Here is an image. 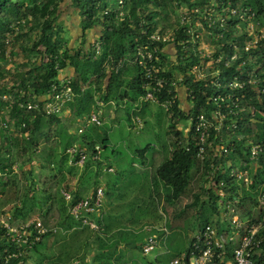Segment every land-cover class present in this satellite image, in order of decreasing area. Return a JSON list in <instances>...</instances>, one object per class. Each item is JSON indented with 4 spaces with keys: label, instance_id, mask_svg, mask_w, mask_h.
I'll return each mask as SVG.
<instances>
[{
    "label": "trees",
    "instance_id": "trees-1",
    "mask_svg": "<svg viewBox=\"0 0 264 264\" xmlns=\"http://www.w3.org/2000/svg\"><path fill=\"white\" fill-rule=\"evenodd\" d=\"M222 1L224 2L223 5ZM225 1L122 0L120 4L119 0H0V95L7 92L13 95V100L0 97V114L4 118H8L11 126L7 130L0 131V170L3 175H11L15 172L13 164L16 165V169L20 167L17 158L19 153H22L25 157L22 163L29 165L26 171L30 180L29 189L30 192H34L36 182L34 180L33 161H39L43 158V155H38L39 141L41 139L48 140L44 127L49 123H59V116L62 115H47L42 110L22 109L15 101L18 96L15 89L22 88L38 94L44 93L53 81H57L58 69H61L71 75L74 96L72 101L68 103L67 109L74 108V114L77 116H82L85 113L88 116L91 111L94 112V109L99 106L110 101L119 102L123 98L126 99L127 105H137L139 97L147 91L144 84L148 81L144 69L135 62L136 47L146 42L149 43L148 36L152 32L164 33L167 32L166 29H173L170 34L171 41L154 42L159 46L156 53L158 60L154 63L160 67L159 75L165 77L167 82L158 91H153V95L159 102L170 100L166 109L170 120L167 134L171 135L172 142L163 145L164 157L155 167L151 175V182L155 185H161L164 188V200L173 204L195 180L197 189L192 193L193 199L185 206L194 208L199 212L202 222L198 229L206 224H211L218 231L221 230L219 219L215 221L212 215L216 213L218 216L216 204L220 199L219 190L224 192V198L227 201L234 203L241 217L250 216L255 205L256 193L259 190L264 192V154L258 161V165L254 167L247 156V147L253 143L264 142V127L258 123L247 126L245 124L250 121L251 112H254L253 120L264 121V94H256L247 84L243 89L236 88L234 92L240 97L239 108H241L236 116L237 128L234 131L223 129L219 135L221 139L219 137L214 138L216 132L210 128L203 153L204 157L203 159L197 157L199 142L194 127L195 118L200 113L208 118L211 111L216 107L213 100L214 93H212L215 89L214 80L212 77H208L206 80H197L193 77L191 66L207 59L202 55L199 57L197 50H195L197 42L194 41L197 39L191 40L187 45L184 44L183 40L190 39V34L187 32L190 26L187 23L179 26L177 14L175 20H172L169 19L170 14L168 13V6L171 3L174 5L175 13L180 6L184 5L187 10H190L188 14L191 17L200 16V10L203 11L209 7L217 10L220 7L226 8ZM232 1L233 4L248 5L264 26V18L262 17L264 4L262 0ZM150 4H153L154 8L150 7ZM194 7L199 8L198 13L192 12ZM74 10L78 17V23L75 24V33L80 39L78 45L69 44L68 38L64 35L66 29L61 24V21L64 22L61 16L63 14L70 16ZM226 12L228 13V11ZM211 17L217 19L214 12L211 13ZM228 22L233 24L234 18ZM159 23H161V27H158ZM203 24L206 26V22L203 21ZM216 26L217 23L213 24L212 27L207 26V28L215 31ZM230 31L233 33L232 30ZM8 36L11 39L7 42ZM90 37H94L93 39L100 43L99 53H96L92 47ZM24 38L31 41L30 44L27 41L21 43V39ZM216 41L218 44L228 45L226 37ZM262 42L264 43V41ZM8 47H10L9 57L5 53ZM225 48L229 49L228 46ZM20 55H22V59L17 66L7 69L6 66L12 64L14 58ZM242 57L246 59V63L242 66L244 80L248 78V73L255 66L254 64L259 65L264 70V53L254 50L249 53L245 52ZM165 59H169L168 67H165ZM130 68H132L131 77L128 76ZM218 68L221 76H226L225 78L220 77L219 80L224 84H227L233 74L237 73L235 66ZM10 70L13 71L10 72ZM177 74L182 76L181 86L184 85L187 88V91L184 92L185 109L181 108L178 95L174 97L177 92L175 86L171 85V81H174ZM89 82H92L94 92L84 90V86ZM127 82L128 88L123 89L122 85ZM152 84L151 81V86ZM147 88L151 90L150 86ZM229 90L230 88L224 87L221 94L223 93L222 95L226 97L227 93L225 92ZM241 92L245 97L241 98ZM234 98L226 100V102L230 105ZM147 102L141 103L139 112L142 114V106H145L144 103ZM99 118L101 117L99 116ZM184 118L190 122L188 127L181 129L178 127V123ZM90 124L93 125L94 129L90 132H83V128L81 132H78L81 127L77 129V132L81 133V138L77 141L78 147L82 148L86 154L82 166L88 165L90 160H96L95 146L97 143L106 146L108 142L107 132L99 129L101 125ZM11 129H13V135L9 132ZM73 143L71 142L64 147V155L72 165L77 162L79 155L70 156L66 149ZM221 144L228 148L225 155H218ZM53 148L52 146L47 150L53 151ZM148 148L149 145L135 149V154L141 157L142 161H145L144 155ZM34 156L40 159L35 160ZM50 156L51 153L48 152L43 165L53 169L55 159L50 160ZM239 160L245 164V168L249 171L251 183L247 187L242 182L237 183L235 178L229 176L230 167L236 166ZM224 162H228V164ZM25 174L23 173L24 176ZM11 183H14V179L7 177L5 182H0V189H4ZM45 193L47 194V191L44 189L39 191L41 201L43 200L42 195ZM79 198H81L80 192L76 190L72 194L70 204L75 203ZM225 199L224 201H226ZM36 202L38 201L32 197L29 203L23 200L20 205L5 210L3 213H9V222L19 226L24 221L31 219L25 218V216L27 210H32ZM51 208L52 205H49L40 216L45 219ZM70 215L68 216L70 217ZM19 217L25 219L18 221L17 218ZM73 222L81 229L87 228L92 232L95 235L93 242L97 245L90 261L87 260L84 251L82 255L78 256L77 263L110 264L111 257L116 253L117 246L123 238L122 230H116L114 233L116 238H111L109 243H105L101 240L103 236L96 232L98 229L96 231L90 230L89 226L83 224L81 220L75 219ZM97 222L100 224L101 220L97 219ZM42 223L48 225L45 221ZM53 234L56 233L49 231L41 235L39 240L33 243L30 250L25 251L18 258H9L6 261L8 253L19 249L15 243L10 241L5 229L0 225V264H12L17 261L24 263L30 257L31 251H37L41 239ZM68 256L70 257V255ZM157 262L159 261L157 260ZM148 263L153 264L152 262Z\"/></svg>",
    "mask_w": 264,
    "mask_h": 264
},
{
    "label": "rangeland",
    "instance_id": "rangeland-1",
    "mask_svg": "<svg viewBox=\"0 0 264 264\" xmlns=\"http://www.w3.org/2000/svg\"><path fill=\"white\" fill-rule=\"evenodd\" d=\"M262 1L264 4V0ZM150 7L154 8V5L150 4ZM168 10L169 19L175 20L177 13H175L174 5L170 3ZM262 17L264 18V14ZM62 19L64 22L61 21V24L66 29L64 35L68 38L69 44L78 45L80 39L75 33V24L78 23L76 11L70 13L69 20L64 17ZM158 27H161V23ZM26 41L27 38H24L20 42L25 43ZM27 42L30 44L31 41ZM20 56H16L12 64L7 65L6 68H15L22 59V55ZM169 64V59H165V67H168ZM131 69H129V77H131L130 73L132 74ZM12 71L10 70V72ZM122 88L127 89L128 82L124 83ZM84 90L94 92L92 82L87 83ZM184 94L181 90L178 91L182 109L186 108ZM144 104L145 111L143 114L138 109L135 110V106L132 107V105L124 103V98L119 102H109L94 109L101 120H106L99 129L107 132L108 142L106 146L97 143L101 147V152L96 160H90L88 165L84 164L83 166L72 165L64 155V147L75 141L73 144L78 145L77 141L81 138V133L77 132L79 127L84 129L83 132H90L94 129L93 125L87 121L86 113L77 116L74 114V108L69 109L59 116V123H49L44 127L48 140L41 139L38 144V155H43V158L33 157L35 160L40 159L33 161L34 180L36 182L34 192H30L29 189L30 180L26 173L29 165L22 163L25 159L22 153H19L17 158L20 167H17L11 175L6 174L0 177L1 183L5 182L7 177L14 179V183L0 189V215L3 211L20 205L23 200L29 203L30 199L34 197V200L38 202L34 203L31 211L27 210L25 218H38L48 224H52L53 221L57 225L56 234L42 238L38 246V253L31 251L30 257L22 264H38L37 256L39 252L44 251L43 248L51 250L45 251L42 258L44 262L41 260L39 264H75V261L79 260L78 256L82 255L84 251L87 260L92 259L91 257L95 253L93 251L97 249V245L93 243L95 235L87 228L81 229L80 226L74 224V220H70L60 188L73 191L71 188L75 187L81 195L89 196L96 186L103 187L104 195L101 208L103 209L105 226H102L98 231L90 227L89 229L99 232V235L102 236L109 230L107 232L111 235L109 239L105 236L101 237L105 243H109L111 238H116L115 230H122L123 238L122 240L119 239V245L116 253L111 257L110 264H149V261L154 264V256L156 255L159 261L157 264H169L173 257L178 256L187 248L189 239L198 230L202 222L198 211L185 206L193 199L192 193L197 189V182L194 180L173 204L164 200V188L161 185L152 184L151 175L164 157L163 145L171 143L172 138L171 135L167 134L170 120L165 106L159 105L156 101ZM253 114L254 112L250 113V121L245 125L258 123L264 127V121L253 120ZM133 115L140 117V128L133 129L130 127ZM111 119H114L117 124L113 125L115 122L110 121ZM189 122L188 119H181L178 127L185 129ZM9 132L12 133L13 129ZM147 145L149 148L146 152L145 161H142V158L135 154V149ZM52 146L54 147L53 151H48L47 148ZM48 152L51 153L50 160L55 159L53 169L43 165ZM224 163L227 164V162ZM240 163L239 160L237 164ZM23 173H26L25 176ZM236 182L239 183L240 181ZM41 189L47 191V194L42 195V201L39 194ZM3 191L5 192L2 194ZM37 203L39 205H36ZM49 205H52V208L47 217L43 219L40 214ZM212 215L215 221L219 219L216 213ZM25 218L19 217L17 220L21 221ZM150 225L162 226L165 229L160 233L157 232L158 249L145 255L139 245L148 234L145 227ZM63 239H66V244L63 243ZM68 255H70L69 258Z\"/></svg>",
    "mask_w": 264,
    "mask_h": 264
},
{
    "label": "built area",
    "instance_id": "built-area-1",
    "mask_svg": "<svg viewBox=\"0 0 264 264\" xmlns=\"http://www.w3.org/2000/svg\"><path fill=\"white\" fill-rule=\"evenodd\" d=\"M121 1L119 0L120 4ZM225 3L227 5L226 8L220 7L217 10L209 7L203 9V11L200 10V16L194 15V17L188 14L190 10H187L184 5L180 6L177 10L179 26L184 23L190 26L187 30L190 34V39L183 40L184 44L187 45L191 40L194 41L197 39L194 41L197 42L195 50H197L199 57L202 55L207 59L206 61L192 65L191 74L197 80H206L208 77H212L215 85L212 93H214L213 100L216 107L211 111L208 118L202 113L195 118L194 127L199 142L197 157H200V159L204 157L203 153L210 128H213L216 132L214 138L219 137V139H221L219 135L223 129L225 131H234L237 128L236 116L241 108H239L240 97L235 94L234 90L236 88L243 89L247 84L251 86L256 94H264V70L259 65L254 64L255 66L249 71L246 80H244V71L242 70V66L246 63V59L242 57V54L254 50L264 53V43L262 42L264 41V26L256 18L255 13L248 5L247 7L241 6L242 3L233 4L234 2L232 0H226ZM223 4L224 2L222 1ZM192 12L198 13L199 8L194 7ZM212 12L216 14L217 19L211 17ZM201 14L203 15L201 16ZM229 18H234L233 24L228 22L230 20ZM203 21L206 22V26L203 24ZM215 23H217L216 30H208L207 26L212 27ZM171 33L172 29L164 33H159L158 31L152 32L148 36L149 43L146 42L136 47L134 54L135 62L144 69L148 82L144 84L147 91L139 97L137 105L134 108L135 110H139L142 105L141 103L144 101H156L159 105L165 106L166 109L170 104V100L159 102L155 99L153 91H158L167 82L165 77L159 75L160 67L154 63L158 60L156 53L159 50V46L154 44V42L171 41ZM222 37L227 38L228 45L224 43L218 44L216 40ZM10 39L8 36L7 42ZM225 46H228L229 49L225 48ZM92 47L96 53L100 52L101 47L98 41L93 39ZM9 48L5 51L7 57H9ZM250 59L249 61H252ZM233 66L236 67L237 73L233 74L227 84L219 82L220 77L225 78L226 76H221L218 67L229 68ZM151 81L153 82L152 86ZM181 81L182 76L179 74L176 75L174 81H171V85L175 86L177 92L174 97L178 95L180 88L184 89L183 92L187 91L184 85L181 86ZM149 86L151 90H148L149 88L147 87ZM224 87L230 88L228 92H225L227 93L226 97L222 95L223 93L221 94V90ZM15 92L18 95L15 101H17L19 107L25 110H42L47 115L63 114L67 110L68 103L72 101L74 96L71 86V75L61 69H58L57 81H53L46 92L38 94L22 88L15 89ZM240 96L241 98L245 97L243 92H241ZM0 97L13 100V95L10 92L3 93ZM233 97L235 98L229 105L226 100L233 99ZM87 118L89 123L96 125L103 124V120L99 118L96 112L89 113ZM227 119L229 120L227 121ZM140 126V117L133 115L130 127L137 129ZM10 127L8 118H4L0 114V131L7 130ZM81 131L82 127L78 129V132ZM95 149L97 154L101 151L98 145L95 146ZM66 152L70 156L75 154L79 155L75 163L78 165H82L86 158L83 149L78 147V145L73 144L66 149ZM227 152V146L221 144L218 149V155H225ZM263 154L264 142L253 143L247 147V156L254 167L258 165V161ZM239 165L230 167L229 176L235 178L236 181L242 182L247 187L251 183L249 171L245 166L240 167ZM12 166L16 170V165L13 164ZM217 170H219L218 167ZM1 175H3V172L0 170ZM60 193L66 201L70 202L72 199L70 192L61 190ZM218 194L220 199L217 201L216 206L218 208L219 222L222 227L221 230L218 231L211 224H206L201 229L199 228L190 238L187 248L178 256L173 257L169 264H264V192L258 191L256 193L253 211L247 217L240 216L234 203L224 198V192L222 190H219ZM103 195V187L96 186L95 190L89 196L81 197L75 203L70 204L69 213L76 220H81L82 223L96 228V225L90 222L87 217L89 214L100 212ZM9 219V213L2 212L0 215V225L5 229L10 241L15 243L19 250L8 253L6 255V261L9 258H18L25 251L30 250L33 243L39 240L41 235L49 231H56L55 227L44 225L38 218L28 219L19 226L12 225ZM164 229L163 227L153 225L145 227L148 234L141 244L143 254H149L156 249L158 246L157 231ZM12 264L22 263L17 261Z\"/></svg>",
    "mask_w": 264,
    "mask_h": 264
},
{
    "label": "crops",
    "instance_id": "crops-1",
    "mask_svg": "<svg viewBox=\"0 0 264 264\" xmlns=\"http://www.w3.org/2000/svg\"><path fill=\"white\" fill-rule=\"evenodd\" d=\"M65 19H67L68 18V20L70 19V16L69 15H67V14H63L62 15ZM62 18V17H61ZM93 38L94 37H90V39L91 40H93ZM69 71H71V70H69ZM179 90H181L182 92H183V89H179ZM178 90V91H179ZM184 93V92H183ZM126 99H124V103L126 102L125 101ZM110 103H112V101H110ZM133 106H135V104H133L132 105V107ZM70 108H68L65 112H67L68 110H69ZM141 111H145V109H144V105H143V107H142V109H141ZM64 112V113H65ZM63 113V114H64ZM117 120V119H116ZM110 121H113V122H115V123H113V125H115V124H117L116 123V121L114 120V119H111ZM106 122V120L105 119H103V123H105ZM101 152V151H100ZM99 152V153H100ZM98 153V154H99ZM98 154H97V156H98ZM146 156V153H145V155H144V157ZM69 160V159H68ZM228 163V162H227ZM245 164L244 163H241L239 166L240 167H243ZM69 186V185H68ZM73 191H71L70 189H67V188H60L59 190L61 191V190H65V191H68V192H70V194L72 195L75 191H76V189H75V187H73V188H71ZM93 192V191H92ZM80 197H85L84 195H81L80 194ZM62 200L65 202V207H66V211H67V214L68 215H70V213H69V205H70V202H68V201H66L64 198H62ZM70 220L71 219H73V220H75V218H72V216L70 215ZM88 219H89V221L90 222H92L94 225H96V228H94V227H91L89 224H85V223H83V224H85V225H88L90 228H92V229H100L102 226H105L104 224H105V220L103 219V209L101 208V210H100V212L99 213H93L92 215H88V217H87ZM32 219H36V218H32ZM97 219H100L101 220V223L100 224H98V222H97ZM48 224V223H47ZM108 225V224H107ZM48 227H55V228H57V225H55L54 224V222L52 221V224H48L47 225ZM160 227H162V226H160ZM118 230V229H117ZM116 231V230H115ZM57 232V230L55 231V233ZM107 232H109V230L107 231ZM103 233V236H111V235H109V233ZM112 232H114V231H112ZM109 239V238H108ZM62 242V241H61ZM63 243H67V241H66V239H63ZM94 243V242H93ZM142 244V243H141ZM141 244L139 245V246H141ZM39 245H40V243H39ZM38 245V246H39ZM39 248H37V253H38V250ZM158 249V247H156V249L155 250H157ZM42 250H44L43 252H39V254H38V256H37V259H38V264H39V262H41V260H42V262H44L43 261V256L45 255V251H47V252H49L51 249H46V248H43ZM157 254V253H156ZM39 256H41V258H39ZM157 256V255H156ZM156 256H154V264H157V257ZM54 258H56V256H54ZM68 258H69V256H68ZM149 262H151V261H149ZM75 264H77V261H75Z\"/></svg>",
    "mask_w": 264,
    "mask_h": 264
}]
</instances>
